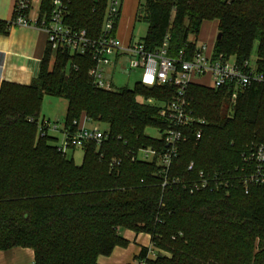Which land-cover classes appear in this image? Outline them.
I'll list each match as a JSON object with an SVG mask.
<instances>
[{"label":"trees","instance_id":"1","mask_svg":"<svg viewBox=\"0 0 264 264\" xmlns=\"http://www.w3.org/2000/svg\"><path fill=\"white\" fill-rule=\"evenodd\" d=\"M106 3L71 0L65 23L94 39ZM50 7L51 0H40L41 13ZM136 20L147 24L141 39L147 52L168 35L169 57L180 50L190 57L201 24L217 21L213 57L250 58L256 42L255 57L264 68L262 0H146ZM92 66L89 55L46 45L29 85L0 86V251L29 248L33 264H97L98 257L127 245L119 230H129L149 235L155 249L169 254L147 264H264V186L247 194L242 187L193 194L162 189L155 164L132 163L126 153L161 147L145 135L147 128H164L157 107L139 99L170 101L174 89L140 82L132 89H96L87 75ZM45 95L67 102L63 125L69 132L82 117L106 125L107 139L98 148L93 142L81 148L80 166L57 150L55 137L38 136ZM228 96L224 88H187L188 108L205 124L198 141L180 146L172 176L185 175L190 162L196 171L227 173L240 164L246 145H264V89L251 86L233 104ZM255 244L260 252L253 253ZM146 253L142 248L139 258Z\"/></svg>","mask_w":264,"mask_h":264},{"label":"built area","instance_id":"2","mask_svg":"<svg viewBox=\"0 0 264 264\" xmlns=\"http://www.w3.org/2000/svg\"><path fill=\"white\" fill-rule=\"evenodd\" d=\"M70 1L51 0L49 12L41 13L40 1L34 4L33 0H16L9 27H32L44 32L47 45L53 52L64 49L72 55H89L93 66L87 75L96 89L115 90L106 70L114 69L122 58H126L124 69L140 71L141 85L147 88L169 86L175 91L173 98L166 102L139 99L140 102L157 107V116L162 120L164 128L158 131L159 137L153 138L160 141L161 147L129 150L126 156L130 162L154 163L157 175L161 178L162 189L176 187L189 194L230 187H242L247 194L250 187L264 186V145L254 143L245 146L240 164L227 173L196 171L193 162H190L185 175L171 174L180 146L190 140L198 141L205 124L189 110L187 88L190 85L211 90L224 88L233 101L239 92L251 86L264 89V68L258 64L256 57L243 60H237L234 56L213 57L212 53L207 54L206 46H196L190 57L185 50H180L175 57H169L168 35L153 52H147L142 42L121 47L115 38L121 0H107L99 34L89 39L84 30H74L65 23ZM86 123H90L86 118L81 124L74 122L76 129L69 132L64 126L59 130L56 123L37 122L38 136L60 132L62 140L57 150L64 155L68 150L82 148L91 142L98 148L107 139V133L95 124L87 127ZM115 163L116 160L111 161V164ZM155 250L151 247L138 264H147Z\"/></svg>","mask_w":264,"mask_h":264},{"label":"crops","instance_id":"3","mask_svg":"<svg viewBox=\"0 0 264 264\" xmlns=\"http://www.w3.org/2000/svg\"><path fill=\"white\" fill-rule=\"evenodd\" d=\"M33 1L36 4L37 1ZM15 2L16 0H0V86L2 83L29 85L38 74L40 61L47 45L46 35L38 29L12 26L5 30L4 25H9L13 18ZM145 2L146 0H122L120 16L115 30V38L119 46L128 47L137 44L134 39L135 14L138 5ZM213 22L214 27L212 29L206 28L205 23L207 22H203L195 40L196 46L207 47V54L212 53L218 32V22ZM146 31H144V36ZM125 64L126 58H122L114 69L124 67ZM84 119L85 117H82L79 123L81 124ZM85 125L88 127L92 123ZM63 126L62 124L59 130ZM54 133L56 132H50L48 135L55 137ZM119 236L127 241V245L115 247L107 257H98L97 264H138L141 260L139 258L141 249L144 248L148 252L153 247L150 236L147 234H135L129 230H119ZM157 254L164 255V252L156 249L153 251V255L149 257V261H154ZM33 261V251L29 248L0 251V264H33Z\"/></svg>","mask_w":264,"mask_h":264},{"label":"rangeland","instance_id":"4","mask_svg":"<svg viewBox=\"0 0 264 264\" xmlns=\"http://www.w3.org/2000/svg\"><path fill=\"white\" fill-rule=\"evenodd\" d=\"M37 4L39 3L40 0H36ZM122 3V0H121ZM37 6V5H36ZM139 5L136 9V14H135V30H134V39L135 42H140L142 37L144 36V31H146L147 24L142 21V20H136V15L138 11ZM206 28L209 27V29H212L214 27V22L210 21L205 23ZM218 33V32H217ZM216 35V34H215ZM189 40H194L193 36H189ZM256 46L257 43L255 42L252 48L251 52V58L253 59L255 57V51H256ZM53 59L50 60L48 63V69L50 70L53 65ZM126 65H124L125 67ZM124 67H117L116 69L112 70H106L107 74L109 75V78H111L112 82V87L115 90H120L122 88H127V89H132L134 84L136 82H139L140 78V72L137 70H127L124 69ZM233 100L228 96V101L227 103L233 104ZM66 107H67V102L60 98V97H51V96H43L42 102H41V107H40V113H39V120H44L46 122L50 123H56L59 127L62 126L64 123V117H65V112H66ZM92 124L97 125L100 129L104 130L106 129V125L101 124V123H93ZM91 126V125H90ZM88 126V127H90ZM50 133V132H49ZM56 137V141L54 144L56 146H59L61 140H62V134L59 132L54 133ZM145 135L150 137V138H157L159 137V133L157 130L153 128H147L145 130ZM66 158L68 160H72V162L76 166H80L82 164L83 160V150L81 148H75L74 150H68L66 152ZM261 250H258L256 244L253 253L260 252ZM165 256H169L168 253H164Z\"/></svg>","mask_w":264,"mask_h":264},{"label":"water","instance_id":"5","mask_svg":"<svg viewBox=\"0 0 264 264\" xmlns=\"http://www.w3.org/2000/svg\"><path fill=\"white\" fill-rule=\"evenodd\" d=\"M219 38H220V33H217L215 40L217 41L219 40Z\"/></svg>","mask_w":264,"mask_h":264}]
</instances>
